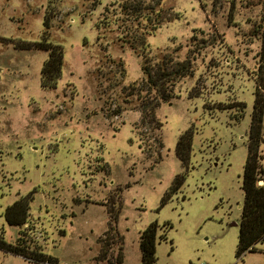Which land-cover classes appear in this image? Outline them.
Wrapping results in <instances>:
<instances>
[{"label": "rangeland", "instance_id": "rangeland-1", "mask_svg": "<svg viewBox=\"0 0 264 264\" xmlns=\"http://www.w3.org/2000/svg\"><path fill=\"white\" fill-rule=\"evenodd\" d=\"M139 1L155 7L144 15L164 17L147 35L148 56L194 57L192 74L176 85L179 97L157 109L159 150L149 124L136 126L141 111L123 100L124 86L143 78L144 54L126 42L143 30H130L134 16L121 4ZM47 15L48 38L64 49L54 88L41 84L49 52L25 47L44 39ZM260 27L264 0H0V232L58 264H116L120 243L109 247L106 232L118 214L122 264H141V232L152 221L160 224L155 264H264V240L236 256ZM189 128L186 181L162 206L186 171L176 147ZM261 155L264 170V142ZM27 194L28 222L9 224L6 207ZM101 248L109 259L99 260ZM0 264L53 263L0 250Z\"/></svg>", "mask_w": 264, "mask_h": 264}, {"label": "trees", "instance_id": "trees-1", "mask_svg": "<svg viewBox=\"0 0 264 264\" xmlns=\"http://www.w3.org/2000/svg\"><path fill=\"white\" fill-rule=\"evenodd\" d=\"M162 0H155L156 4H160ZM122 11L129 15V28L134 29L142 27V32L138 35H131L126 38V42L130 43V47L138 51L141 55L144 54L142 60L143 78L134 81L123 88L124 102L128 104L134 103L133 107L140 110L142 118L136 126H145L149 124L153 134L155 133V141L157 142L156 150L163 148L161 131L163 122L157 116V109L164 102H171L173 99L179 97L176 93L177 83L184 77L189 76L193 72L194 57H188L186 60L176 59L172 53H164L161 58L151 57L149 55V43L147 42V35H150L157 27H159L164 17H152L143 14L144 9H155L152 6H143V3L131 4L125 2L121 4ZM126 19V20H125ZM124 18L123 21H127ZM135 20H138L136 23ZM153 21V22H152ZM152 22V26L150 23ZM125 23V22H124ZM46 26V34L42 41H35L25 46L27 49L37 48L49 52L48 59L44 62L42 69L41 84L44 88H54L62 75L64 64V49L61 44L52 42L49 36V28L51 24V15H47L44 21ZM142 24V26H140ZM149 25L151 28H149ZM140 30V29H138ZM257 35H261L262 47L259 53V63L256 72V91L253 105L252 120L249 129L248 141V156L244 166L243 174V189L245 192V199L241 205L242 214L240 221L239 241L236 250V256L242 257L248 251H255L256 244L264 240V183L259 176L262 169V155L261 146L264 142V29L261 27L256 30ZM195 53V52H194ZM157 61V62H156ZM120 70L119 73L124 77L123 62H117ZM121 66V67H120ZM116 74V72H115ZM201 92L192 94L191 96H200ZM243 106V111L246 106L244 102H240ZM121 108L114 112L120 114ZM243 115V114H242ZM157 131V133H156ZM194 139V131L192 128L184 131L177 143L176 152L178 157L183 162L186 168L185 172L179 173L170 188L166 191L161 199V205H165L172 196L177 193L186 181V174L189 169L192 146ZM141 147H143L141 145ZM144 148V147H143ZM155 150V151H156ZM147 154H152L149 149ZM34 199L32 194H27L19 197L12 204L5 209L4 216L7 222L11 225L21 227L28 222L30 216L31 202ZM112 212V211H111ZM118 214L113 216V223L106 232V237L109 239L107 244L115 243L120 246L116 256V264H122L124 261L123 254V236L117 228ZM168 228L172 225L165 223ZM160 224L158 221H152L142 232L140 236V246L142 250L141 264H155L157 261V244L158 231ZM162 239L167 237L160 236ZM113 240L112 241H110ZM102 241V239L100 240ZM0 250L16 256L24 257L35 262H49L58 264V259L42 250H29L26 243L19 236L15 241L10 242L6 239L4 234L0 232ZM109 250L101 248L100 259H109Z\"/></svg>", "mask_w": 264, "mask_h": 264}, {"label": "built area", "instance_id": "built-area-1", "mask_svg": "<svg viewBox=\"0 0 264 264\" xmlns=\"http://www.w3.org/2000/svg\"><path fill=\"white\" fill-rule=\"evenodd\" d=\"M259 183H260V184H263V183H264V181H263V180H260V181H259Z\"/></svg>", "mask_w": 264, "mask_h": 264}]
</instances>
